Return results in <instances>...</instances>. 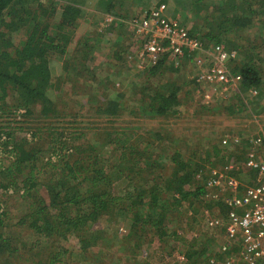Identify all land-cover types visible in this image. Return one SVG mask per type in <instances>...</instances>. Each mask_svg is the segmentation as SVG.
I'll return each mask as SVG.
<instances>
[{
  "label": "trees",
  "instance_id": "1",
  "mask_svg": "<svg viewBox=\"0 0 264 264\" xmlns=\"http://www.w3.org/2000/svg\"><path fill=\"white\" fill-rule=\"evenodd\" d=\"M91 1L0 0V117L6 110L11 114L20 112L27 117L36 113L39 117H59L63 112L65 115L66 110L73 106V103L65 101V98L54 96L53 99L50 94L61 91L68 94L72 87L74 91L86 88L85 83L78 84L81 80L85 82V74L78 77L80 71L73 56L86 59L93 50L94 44L91 40L94 38H87L86 43H82L74 29L79 20L86 16L85 10L91 5ZM132 1L136 0H102L105 5L102 13L115 19L109 22L107 31L121 29L118 36L124 35L122 31L126 25L120 23L118 18L140 14L141 8L147 5L144 0H138L141 1L137 4L138 10L130 12ZM209 2L195 0L196 10L204 8L206 13L198 22H193L190 29L188 28L189 31L199 37L209 50L211 46L223 45L227 50L243 54V58L237 64L234 63L232 70L241 77L238 91L235 92L239 100L241 94H247L250 90H256L259 96L264 95V68L260 65V61L264 59V48L250 42L248 52L244 49L245 45L242 47L241 44L242 33L257 25H263L264 0ZM122 12L127 15L120 14ZM261 19L263 23H260ZM181 23L186 25L188 21ZM104 24V21L99 23L98 29H103ZM126 29L128 32L129 28ZM119 41L124 43L121 39ZM262 43L264 45V42ZM122 44L116 42V47H122ZM70 45H74L71 57L67 55ZM57 57H64L60 74L55 73L51 62ZM115 66L116 64L108 61V67L100 64V69L112 70ZM167 67L177 70L171 64L167 66L166 57H163L158 65L148 70L149 78L158 77ZM99 80L101 84L98 88H93V92L99 94L103 89L102 104L95 107L93 103L89 108L102 120V115L111 119L122 118L125 106L126 109L128 107L125 102L120 101L124 96L109 95L105 89L104 78L99 77ZM206 83L193 80L192 86L187 90V84L175 81L154 87H149L148 83V86H143L140 90L141 101L135 110L151 117H171L176 114V107L191 100L194 103V91L199 93L198 101L202 103L212 87V83ZM209 94L213 97L203 103L202 109L207 113L227 112L218 97L211 92ZM10 96L11 104L6 101ZM231 97H234L233 93ZM63 127L61 126L63 130L66 129ZM106 130L101 128L99 131L95 127L96 132L92 139H85L86 134H72L71 130L67 134H57V125L46 127L32 136L27 134L20 139L14 137L13 133L0 132V153L1 156L7 157L0 159V264H14L12 255L17 249L12 243L25 247L21 238L11 234L13 230L8 223V210L12 203L3 199L9 194L16 199L13 204L17 206L23 205L20 204L22 200L27 201V206L23 205L25 214L18 216L17 225L32 231L36 242H43L45 246V242L54 241L58 245L61 240L67 239L68 235H74L79 239L81 251L97 244L98 240L90 226L98 224L103 217L108 218V223L116 227L121 218L128 217L131 238L136 235L137 228L145 226L153 229L159 238L164 236L167 215L165 204L168 202L163 197L164 191L174 194L178 201L185 200L193 210V204L199 201L216 204L214 198L202 199L206 192L204 185L198 183L193 191L186 189L195 179H207L212 173L211 170H206L204 175L206 167H202L198 161L194 160L196 163L193 164L187 159L183 160L180 151L175 152L170 158L173 163L172 173L164 181L161 176L158 179L150 178L151 167L157 162L151 165L154 160L146 159L148 161L144 163L143 168H146L148 173H145L147 178L143 179L136 175L140 165L134 158L136 154L141 155L135 153L138 135L133 137L123 130L110 134ZM70 134L74 139L71 143ZM154 136L160 139L159 135ZM56 138H60V147L54 143ZM63 148L65 151L58 153V150ZM45 150L50 152L47 158L42 154ZM206 152V160L212 164L209 160L211 154ZM146 156L150 158L149 155ZM191 158L193 160V157ZM35 173L38 176L42 173V177L37 180ZM157 182H161V185ZM42 189L48 194V203L43 197ZM219 207L223 212L229 209L223 203H220ZM120 212V216H114ZM31 247L35 251L38 250L36 245ZM58 247L61 248L59 245ZM33 249L29 248L28 251ZM45 249L49 250L48 260L41 262L42 264H69L63 258L64 253L60 254L56 249L52 252L50 247Z\"/></svg>",
  "mask_w": 264,
  "mask_h": 264
},
{
  "label": "rangeland",
  "instance_id": "2",
  "mask_svg": "<svg viewBox=\"0 0 264 264\" xmlns=\"http://www.w3.org/2000/svg\"><path fill=\"white\" fill-rule=\"evenodd\" d=\"M138 2L141 1L136 0L130 3V12L138 8ZM144 2L147 3L144 8L154 6L158 2H164L168 15L182 22L187 20L188 23L185 24L189 27L193 22H198V19L202 18L206 13L204 8L199 11L196 10L195 0H144ZM207 3H210L209 0H207ZM90 4L85 10L86 16L79 20L74 29L82 43H86L85 40L87 38H94L91 40L94 44L92 46L94 51L91 50L90 55L88 54L86 59H81V57L77 59L73 56L74 62L78 64L77 69L80 71L78 77L85 74V82L81 80L78 81V84L85 83L86 88L74 91L75 89L72 87L68 94H64L62 91L60 93L53 92L54 95L49 93L53 99L54 96H59L65 98V101L73 103V106L66 110V114L64 115L63 112L59 117H39L38 113L27 117L20 112L11 114L8 112L9 110H6L0 117V132L13 133L14 137L20 139L27 134L32 136L46 127L57 125L59 127L57 134H67L71 130L72 134L82 133L86 134L85 139H92L96 132L95 127L99 131L101 128H106V131L110 134L119 133L123 130L132 134L133 137L138 135L139 140L135 144L137 149L135 153L141 155L136 154L134 158L136 163L140 165L136 175L141 176L143 179L147 178L145 173H148L143 166L148 161L146 159H149L154 160L151 165L157 162L151 167L150 178L158 179L161 176L165 181L173 170V163L170 158L178 151H180L179 153L183 160L187 159L193 164L196 163L194 160L198 161V164L202 165V167L213 168L223 174L225 171H222V168L226 160L233 161L232 159L245 157L246 145L241 143L229 144V146L224 147L220 146V141L223 138L221 136L233 134L243 142L244 138L264 133V95L259 96L257 93L253 95L249 92L244 95L241 94L239 100L237 94H235L233 95L234 97L222 102L227 111H223L222 114L207 113V111L203 110L202 106L206 99L204 98L202 103L198 101L200 96L195 91L193 93L194 103L191 100L176 107L175 110L177 112L171 117H151L143 115L140 111L136 112L135 108L138 109V104L141 101L140 90L143 86H148L149 83V87H154L157 84L162 85L169 81H175V83L187 84L185 88L187 90L192 86L191 81L194 80L196 67L191 60L184 59L178 67H173L177 69L176 71L167 67L163 73H159L158 77L153 78H149L148 70L142 72L133 70L131 66L135 60H132L130 56L127 57L130 50L127 43L126 27H123L122 33L124 35L121 36H118L121 29L98 31L99 23L108 17L102 13L105 5H103L102 0H92ZM100 6H102L101 9ZM206 6L209 7V5ZM130 12L128 11V13ZM120 14L127 15L125 12ZM260 23H263L262 19ZM241 37V44L242 47L245 45V51L249 50L250 42L264 48L262 43L264 42V23L263 25L252 27L249 31H245L241 34ZM119 39L124 43L122 44ZM116 42L122 44V47L117 48ZM73 50L74 45H70L67 52L69 57H71ZM262 55H264V51ZM242 56L243 54L239 52L236 61L232 62L231 68L235 62L243 58ZM63 59L64 57H57L51 60L57 74L62 72ZM108 61L116 64V66L112 70L100 69V64L108 67ZM260 65L264 68V59L260 61ZM98 76L104 78L105 89L108 90L109 95L122 94L124 96L120 101L125 102L128 107L126 109L125 106V114L122 118L113 117L111 119L102 115L104 118L102 120L89 108V105L93 103L95 107H98L102 104L101 100L104 98L101 95L103 89H101L102 91L99 94L93 92V88H98L101 84ZM209 92H213V89H210ZM6 101L11 104L12 96L8 97ZM60 125L66 129L63 130ZM155 134L159 135L160 139H157L154 136ZM3 135L5 136V134ZM71 142H74V139L70 134ZM133 142L135 143V141ZM54 143L60 147V138H56ZM64 151L65 148L58 150V153L61 154ZM206 151L211 154L209 160L212 161V164L206 160L208 153ZM49 153V150H45L44 153L42 151L44 158L49 157ZM6 155L10 156V154ZM146 155H149L150 158H147ZM1 157L3 160L7 158L5 155L1 156L0 153V159ZM191 157H193V160ZM237 169L236 177L243 184H249L251 175L240 171L239 167ZM35 176L39 180V177H42V173L39 176L35 173ZM224 180L217 184L215 187L216 191L228 190V184ZM204 182L205 179L201 181L195 179L193 184L186 186V189L193 191L198 183L204 185ZM157 183L161 185V182ZM41 192L48 203V194L43 189ZM162 194L168 201L165 204L167 215L164 223L166 227L164 236L159 238L153 229L151 230L150 227L145 226L137 228L136 235L131 238L128 217L121 218V222L118 223L117 227L110 225L108 218L103 217L101 218V223L90 226L98 241L97 244L89 247L86 251H81L79 239L74 235H68L67 239L61 240L58 244L61 248L54 241L45 242V246H43V242H36L32 231L17 225L18 216L25 214L26 209L23 205L27 206V201L25 200L24 202L22 200L20 204L23 205L17 206V204H13L16 199L10 197L9 194L3 199L12 203V205L10 204V210H8L10 211V214H8L10 221L8 223L13 230L11 234H16L17 237L21 238L22 243H25V247L22 244L20 246L12 243L19 252L17 254L16 251L12 255L14 264H42L41 262L48 260L49 250L45 249L47 247L52 248V252L56 249V252L64 253L63 258L69 264H200L209 257L221 259L222 255L219 253V248L225 239L226 223L228 221L227 212L222 211V208L219 207L220 203L205 204L199 201L193 204L194 211L185 200V202L183 199L176 200L178 197H175L174 194L165 191ZM203 210H207L211 217L220 218V225L215 229L208 227L204 222ZM121 214L120 212L114 216L118 217ZM34 245L38 246L37 251L31 247ZM29 248L33 250L29 252ZM236 250L235 247H232L228 254L233 255ZM182 257L183 259H181Z\"/></svg>",
  "mask_w": 264,
  "mask_h": 264
},
{
  "label": "built area",
  "instance_id": "3",
  "mask_svg": "<svg viewBox=\"0 0 264 264\" xmlns=\"http://www.w3.org/2000/svg\"><path fill=\"white\" fill-rule=\"evenodd\" d=\"M130 24L136 41V47L132 50L135 71L148 70L163 57L179 66L184 58L193 54L192 60L198 68L196 81H201L202 84L212 83V88L219 89L220 95L226 94L228 89H237L241 77L231 73L226 63L233 53L229 55L223 45L207 49L186 25L167 15L164 3L142 11L139 16L131 18ZM226 142L224 139L222 145ZM234 142L238 143L239 139L234 138ZM245 151L244 166L253 173L252 184L245 185L237 178L215 170L206 180L207 192L203 197L206 200L220 199L230 208L226 215L228 241L222 246V250L226 251L232 241H237L238 250L222 263L210 258L205 264H264V134L250 137ZM238 163L241 162L236 159L230 161L225 170H236ZM221 180L227 182L228 190L222 189L223 195L219 196L211 190ZM203 218L208 227L216 228L221 223L220 218H211L207 211L203 212Z\"/></svg>",
  "mask_w": 264,
  "mask_h": 264
},
{
  "label": "clouds",
  "instance_id": "4",
  "mask_svg": "<svg viewBox=\"0 0 264 264\" xmlns=\"http://www.w3.org/2000/svg\"><path fill=\"white\" fill-rule=\"evenodd\" d=\"M160 3H164V2H160ZM160 3H157L156 5H158V4H160ZM165 4V3H164ZM166 5V4H165ZM155 6V5H154ZM152 6H149V8H151ZM149 8H141V13H142V11H144V10H147V9H149ZM140 13V14H141ZM140 14H134L133 16H131V17H126V18H118V20L120 21V23H124L125 25H126V27L127 28H129V31L126 33L127 34V36H128V46H129V50H130V52H129V54L127 55V57H132V50L136 47L135 46V38H134V34H133V28L131 27V24H130V20H131V18H133L134 16H139ZM167 15H168V13H167ZM169 16V15H168ZM170 17V16H169ZM107 18H110L109 20L107 19ZM106 19L104 18V27H103V30H100V29H98V31H102V32H104L105 31V29L107 30V28H108V25H109V22L110 21H112V20H115V19H113L111 16H108ZM171 18H173V17H171ZM181 22V21H180ZM189 29H190V27L188 26V25H186ZM116 29V28H115ZM101 32V33H102ZM225 48V47H224ZM225 50L227 51V53L229 54V55H231V53H233V56H230L229 58H228V60H227V66H228V68H229V70L231 71V73H233V69L232 68H234V64H233V66H232V68H231V64H232V62H234V61H236V59H237V57H238V54H239V52H236L235 50H227L226 48H225ZM184 59H189V60H191L192 62H193V54H191V56H189V57H186V58H184ZM132 60H134V58H132ZM167 60V63L168 64H171V66L172 67H174L175 65H174V63L173 62H171V61H169L168 59H166ZM161 61V60H160ZM159 61V62H160ZM158 62V63H159ZM239 62V61H238ZM238 62H236V64L238 63ZM193 64H194V62H193ZM134 65V64H133ZM133 65L131 66V68L133 69ZM156 65H158V64H156ZM155 65V66H156ZM155 66H153V67H155ZM195 66V65H194ZM152 67V68H153ZM176 67H178V66H175L174 68H176ZM196 67V73L198 72V68H197V66H195ZM151 69V68H150ZM134 70V69H133ZM149 70V69H148ZM233 74H235V73H233ZM194 81H196V74H195V76H194ZM239 83V82H238ZM210 89H213L212 87H210L209 88V90ZM209 90H208V92H207V94L205 95V99H206V102L207 101H210L211 100V98L213 97L212 95H210L209 94ZM238 91V85H237V89L236 90H231V89H228V91L226 92V94H223V95H220L219 94V89H213V92H211L214 96H217L218 98L217 99H219L221 102H225L227 99H229L230 97H231V95H232V93H233V95L235 94V92H237ZM253 91H256V90H250V93L251 94H253ZM256 93H257V91H256ZM255 93V94H256ZM255 94H253V95H255ZM260 134H264V133H260ZM221 137H223L222 139H221V141H220V146H223L222 144V141L224 140V139H226L227 140V142H226V144L224 145V146H227L228 144H229V142H230V144H241V143H243L244 145H246L247 146V142H248V139L250 138V137H252V136H250V137H247V138H244V140H243V142H242V140L241 139H239L238 137H236L235 135H233V134H224L223 136H221ZM234 138H238L239 139V142L238 143H235L234 142ZM223 146V147H224ZM229 146V145H228ZM246 146H245V148H246ZM232 160H234V159H232ZM238 162H241V163H238V166H239V168L241 169L240 171H244V172H247V173H249L250 175H251V178H250V182H249V184H252L253 182H251L252 181V174H251V172H249L251 169H249V168H246L245 166H244V161L246 160L245 158H242V159H236ZM231 161V160H230ZM230 161H228V160H226V163H225V165L223 166V168H222V171H225V173L226 174H228L229 176H232V177H235V178H237L236 177V175L235 174H237L238 173V169H236V170H225V167L230 163ZM206 170H211V172L213 171V170H215V171H217V173H220L218 170H216V169H213V168H209V167H206ZM204 171L203 173H204V175L207 173V171ZM216 177V176H215ZM238 180H239V178H237ZM206 180L207 179H205V182H204V188H205V190H206ZM240 182H241V180H239ZM213 193H215V194H218L219 196L221 195V193L222 192H218V191H216V189L214 188V189H212L211 190ZM206 192H207V190H206ZM205 192V193H206ZM204 196V195H203ZM203 199H205L204 197H202ZM206 200V199H205ZM215 200V202H216V204H218V203H222V201L220 200V199H214ZM224 204V203H223ZM225 205V204H224ZM227 206V205H226ZM230 209V208H229ZM228 209V210H229ZM204 211H207V210H203V212ZM208 212V211H207ZM226 212H228L227 210H226ZM208 214H209V212H208ZM211 217V216H210ZM210 228H212V227H210ZM213 229H215V228H213ZM227 241H228V239H227V235H226V231H225V239H224V241L220 244V248H219V253L222 255V258L221 259H217V258H214V257H209V258H207L205 261H203V262H201L200 264H205L206 263V261L207 260H209L210 258H214L215 259V261H218L219 260V263H222V261L226 258V257H228V256H233L236 252H237V250H238V247H237V245H236V242L237 241H232L231 243H230V245H229V247L227 248V250L226 251H223L222 250V246L224 245V244H227ZM232 247H235V249H237L234 253H233V255H231V254H228L229 253V251H230V249L232 248ZM182 255H184V254H182Z\"/></svg>",
  "mask_w": 264,
  "mask_h": 264
}]
</instances>
